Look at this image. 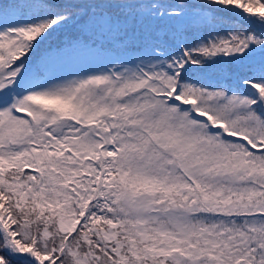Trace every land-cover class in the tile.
<instances>
[{"label": "snow or ice", "instance_id": "obj_1", "mask_svg": "<svg viewBox=\"0 0 264 264\" xmlns=\"http://www.w3.org/2000/svg\"><path fill=\"white\" fill-rule=\"evenodd\" d=\"M0 264H264V0H0Z\"/></svg>", "mask_w": 264, "mask_h": 264}, {"label": "trees", "instance_id": "obj_2", "mask_svg": "<svg viewBox=\"0 0 264 264\" xmlns=\"http://www.w3.org/2000/svg\"><path fill=\"white\" fill-rule=\"evenodd\" d=\"M52 46H55V44L57 43L56 38H53V40L50 42Z\"/></svg>", "mask_w": 264, "mask_h": 264}]
</instances>
